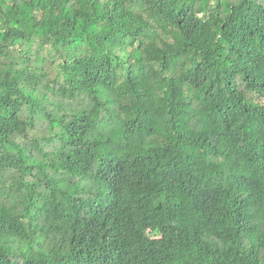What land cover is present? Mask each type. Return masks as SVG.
<instances>
[{
  "label": "trees",
  "instance_id": "obj_1",
  "mask_svg": "<svg viewBox=\"0 0 264 264\" xmlns=\"http://www.w3.org/2000/svg\"><path fill=\"white\" fill-rule=\"evenodd\" d=\"M0 264H264V0H0Z\"/></svg>",
  "mask_w": 264,
  "mask_h": 264
}]
</instances>
